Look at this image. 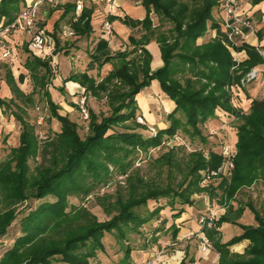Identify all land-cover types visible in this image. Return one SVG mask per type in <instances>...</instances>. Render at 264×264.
Masks as SVG:
<instances>
[{"label": "trees", "instance_id": "1", "mask_svg": "<svg viewBox=\"0 0 264 264\" xmlns=\"http://www.w3.org/2000/svg\"><path fill=\"white\" fill-rule=\"evenodd\" d=\"M139 1L146 9L144 19L111 15L106 19L120 21L132 31L142 29L139 37L134 34L128 37L129 47L125 51H114L110 48V39L103 35L92 39L93 6H84L79 17L76 16V2L60 4L49 12L51 15L64 9L55 28L47 30L55 39L58 54L65 51L69 55L72 48L78 49V43L87 40L88 45H95L90 54L91 61L99 70L106 65L110 67L99 82L87 72H71L64 80V83H78L86 90V104L88 96L97 100L105 98L111 109L109 116H100L88 104L89 133L85 139L78 132V123L69 115L59 113L61 105L53 100L50 91L56 79L53 55L45 59L36 57L28 51L26 44L28 56L18 79L5 62L8 67L4 80L12 98H0V108L4 112L11 110L21 131L19 146L13 148L8 159L0 165V237L8 234L21 204L49 197L55 201L29 209L20 221V236L0 258V264H93L98 252L105 251L103 239L106 233H115L121 241H126L130 233L139 234L142 227L157 221L160 225L154 232L156 236L169 222L164 210L176 211L175 220L184 213L185 207L196 202L192 198L194 194L210 192L214 198L216 188H212V184L205 186L203 180L205 173L221 166L223 158L219 153L211 152L206 158L202 151H196L181 159L173 147L154 160L157 174L152 179L143 176L134 166L140 154L162 147L180 131L208 143L202 126L216 118L217 111L228 112L237 122L233 136L237 155L233 176L229 180H220L219 185L227 212L214 222L213 228L204 227L203 232L210 239L214 252L220 255L219 264H264V206L257 209L251 199L244 206L239 202L237 209L228 205L244 189L264 185V98H254L250 112L245 113L233 106L228 89L239 84L252 68H263L264 59L253 46H246L248 58L237 65L224 43L228 32L222 25V9L217 0ZM263 1L254 0V5ZM25 6L24 0H1L0 23H12ZM153 15L158 19L157 25ZM217 16L220 18L216 19ZM65 21L75 33V37L70 38L71 43L61 36ZM211 29L217 31L219 38L199 43ZM224 35L226 38L220 40ZM258 37L264 39V29L258 32ZM153 41L159 45L163 60V66L155 70L149 50ZM28 76L33 84L30 94L20 87ZM155 83L160 93L175 106L168 116L170 125L146 135L140 130H148V127L137 121L138 97ZM58 90L66 96L64 87H58ZM37 93L46 101L51 117L61 124L60 133L49 136L43 144L36 122L31 121L28 112L30 107L36 106ZM72 105L80 109L78 104ZM179 113L185 115V122ZM37 158L43 161L33 168L31 161ZM113 172L127 176V192L118 190L115 195L104 194L96 198L108 215L115 213L112 219L100 222L83 206H72L69 210L70 197L87 199L95 190L108 185ZM165 173L166 183L163 182ZM162 199L167 203L149 211L147 216L136 211L152 201L160 203ZM245 206L253 212L256 226L238 223ZM225 223L238 225L242 234L224 243L219 228ZM168 231H172V239L176 241L179 233L176 224ZM246 240L250 244L245 254L230 250L233 245ZM125 247L127 262L123 264H130L133 249L129 244Z\"/></svg>", "mask_w": 264, "mask_h": 264}, {"label": "rangeland", "instance_id": "2", "mask_svg": "<svg viewBox=\"0 0 264 264\" xmlns=\"http://www.w3.org/2000/svg\"><path fill=\"white\" fill-rule=\"evenodd\" d=\"M24 0V4L27 3ZM218 1V0H217ZM250 3L254 5V0H248ZM220 2V1H219ZM264 2V1H263ZM31 2H28L26 5L30 4ZM263 3H260L258 5H262ZM243 7V3H242ZM262 13L264 14V5L261 6ZM61 17V12L56 10L53 13L52 18L48 20V31H52L55 28V24L58 22V20ZM154 18V24H158V19L153 15ZM220 17L217 16L216 19H219ZM257 21V20H255ZM253 26L257 30L256 23H254L252 18ZM104 23V22H103ZM103 23L101 25H103ZM41 24H47V21H40ZM117 37L122 40L129 35L128 29L125 27H120L116 30ZM132 33L135 34V36L139 37L142 35V29L138 28L132 31ZM217 31L216 30H210L209 33L202 39L199 40V43H205L209 42V40L219 38L216 37ZM16 36H21L20 38H16ZM23 36V37H22ZM25 36V37H24ZM9 40L13 43V49L14 52L18 53V61L15 65V68L13 70L14 75L18 79L19 75L23 71V65L24 62L28 56L26 53V44L29 43V37L27 35H20L18 33H12L9 35ZM223 38V39H222ZM220 38V40H224L226 36ZM112 47L114 48V51L123 50L125 51L129 45L128 41L127 43L119 42L117 38L114 39V36L111 38ZM227 41V42H226ZM224 41L227 48L229 49L231 55L234 57V60L236 61L237 65L240 63H243L247 60V49L246 46L251 47L249 43L245 41H238L239 43L234 45L231 42H228V38ZM73 42V40L68 41V43ZM84 51H87V40H84ZM79 44V43H78ZM93 46V47H92ZM95 45H92L91 43L88 45V52L83 54H75L76 50L74 48L71 49L69 55L64 52H60V54L56 55V57H53L52 64L54 66V74L56 75V79L53 81V85L50 86V91L53 96V100L58 104L59 106V99H58V79L57 77L63 78L62 80H65L64 78H68L71 75V72L73 73H85L91 77H93L97 82L101 80L102 77H105L106 73L109 71V66H104L101 70L98 69V66L95 65L90 58V54L93 51ZM80 47V46H77ZM92 48V49H91ZM237 54V58L235 56ZM56 58V60H55ZM161 58V55H160ZM8 65L0 61V98L10 100L12 98V93L8 87V85L5 82V75L7 71ZM262 70H264V67L262 68L259 66ZM30 77L28 76L27 79L23 84H20L21 89L26 93L30 94V92L33 91V84ZM262 77L258 78L256 81H254L251 85L248 87L241 86V82L239 84H235L232 87L228 88L230 91V96L232 98V104L237 109H242L243 112L249 113V109L251 106V102L254 98H264L263 92L264 89L262 81H260ZM57 80V81H56ZM60 80V79H59ZM158 84H154L150 89H146L139 97V111L138 116H142L140 114H143V110L145 109L147 102H149V106L147 107V110L150 111L151 116H154L157 119V122L155 123H149L144 116V119L146 121V126L148 127V130H140L143 134H150L152 130H150V127L155 129L156 131L158 128H165L170 125L168 116L171 113L173 101L168 100L164 94L160 93V88L157 86ZM57 92V93H56ZM160 93V94H158ZM150 95V96H148ZM255 96V97H254ZM35 100H36V106L30 107L28 109L29 117L32 122H36V128L37 133L40 136L41 144L45 143L46 139L49 136H54L55 133H60L61 131V124L56 119L51 117V111L46 104V101L44 100L43 96L40 94H35ZM79 103V102H78ZM87 103L96 111L97 114L101 116V114H104L105 116H109L111 114V109L109 107V104L107 103V100L100 99L97 100L91 96H88ZM87 104V106H88ZM171 105V107H170ZM1 109V108H0ZM14 109V108H13ZM2 110V115H0V131L2 132L3 139L0 141V165L5 162L8 159L9 154L11 153V150L13 148H17L19 146V135L21 131V126L14 119V117L11 115V110L7 109L6 112ZM81 110L75 108L72 115L70 116V119L76 121L78 123L79 129L78 132L80 133L81 137L85 139L88 136V126H89V120H85L82 118ZM59 113L62 115H65V112L63 110H59ZM217 117L213 120H210L205 125L202 126L203 130V136L207 138L208 143H205L201 140V138H191L189 135L184 133L183 131L178 132L175 136H173L170 140L163 144L162 147H158V149L150 150L148 153H142L139 156V159L136 161L134 168H138L139 171L143 176H146L148 179H152L156 176L157 170L154 168V160H157L159 156L163 155L164 153L168 152L169 149H172L175 147L177 150V156H179L181 159L186 158V156L192 152H200L202 151L203 154L206 156V158L210 157L211 152H220V146L225 141H228L230 138L234 140V134L237 130V122H235L234 118L229 115L228 112L224 113L222 111H217ZM44 117V121L42 124L38 122L40 117ZM184 122L186 120V117L184 114L179 113L178 115ZM222 122V123H221ZM228 126L227 128H224L222 125ZM142 125V124H140ZM145 125V124H143ZM226 129V130H225ZM215 130L218 132V135L211 136L210 131ZM42 158H37L36 160H32L31 164L33 168L40 164L42 162ZM114 173V172H113ZM166 173L163 175V182L166 183ZM126 179L127 176H121L120 174H113V178L108 183V185L104 187H100L93 194H91L87 199H81L79 197H70L69 203H71L70 209L72 206H83L86 207L90 212H92L95 216L98 217L100 222H105L115 215L113 213L112 215H108L103 207L99 204L97 201V196H104V194H112L115 195L118 190H122V192H127V186H126ZM220 180L211 181L206 185H211L212 188H216L214 192V198L211 197L210 192H202V194H194L192 196L193 200L196 202L201 203H211V204H222L221 199H224L222 196L223 192L219 188ZM237 198H240L244 204L246 205L247 198L251 197V201H253L255 207L258 209L260 207L264 206V185L258 184L257 186H253L250 189H244L243 192L239 193L237 195ZM237 198H234L230 200L228 205H233L234 202H237ZM226 199V198H225ZM53 202L55 199L52 197L46 198L42 201L37 200H31L29 202H26L24 204H21L18 208V217L16 221L13 223L11 228L8 231V234L0 237V258L4 255L5 252H7L9 249L12 248L15 240L20 236L21 228H20V221L21 219L27 214L30 208L35 209L38 207L41 203L44 202ZM167 203V200L162 199L160 203H156L154 201L150 202L147 207H142L136 209V211L139 214H142L143 216H147L149 211L154 210L158 206H161L162 204ZM224 205V204H222ZM234 206V205H233ZM238 205L234 207V209ZM238 208V207H237ZM236 208V209H237ZM245 206V211L249 208ZM169 210V209H167ZM251 210V209H250ZM164 213V212H163ZM168 213V212H167ZM245 213V212H244ZM169 214V213H168ZM164 214V215H168ZM244 215V214H243ZM253 215V214H252ZM170 216V215H168ZM242 218V217H241ZM248 216L245 217V221H248ZM160 224L157 221H153L151 223H148L144 227H142L140 233H130L128 235V239L125 241H121L118 236H116L115 233H106V236L103 239V243L105 244V251L104 252H98L97 259L93 260V264H123L126 263V247L128 244L133 249L131 253V261L142 263L146 261L151 253L152 248H156V250H160L159 254L153 255L150 258H155L158 255L163 256L164 254L171 257H176V260L181 258H185V254H183V251L185 249L186 245L180 244L177 240L174 241L171 239V236L167 235L165 232H162L160 237H156L154 232L157 228H159ZM167 228V227H166ZM156 240V241H155ZM161 244H158L160 243ZM240 244V243H239ZM125 245V246H124ZM198 245H200V241L198 242ZM156 246V247H155ZM164 246V248H163ZM198 248V247H197ZM163 251V252H162ZM213 253L214 250L212 249ZM180 253V254H179ZM149 258V260H150ZM165 259V258H163ZM148 260V261H149ZM166 260H163L161 264H163ZM184 264H190V259L185 258ZM177 262V261H176ZM159 263V258L157 260V264ZM53 264H64V263H57L54 262ZM66 264V263H65ZM177 264V263H175Z\"/></svg>", "mask_w": 264, "mask_h": 264}, {"label": "crops", "instance_id": "3", "mask_svg": "<svg viewBox=\"0 0 264 264\" xmlns=\"http://www.w3.org/2000/svg\"><path fill=\"white\" fill-rule=\"evenodd\" d=\"M1 1V0H0ZM33 0H28L26 1L28 2H32ZM76 2V0H66L65 2H63L61 5L64 6L65 4L68 3H74ZM25 3V5L27 4ZM116 5L119 6V8L117 9H113L111 4L109 5L105 0H83V6L85 7H94L95 8V13H94V22H93V28H94V35H93V40L94 38L97 37H101L102 34V23L104 21H106V19L111 15V16H115L117 18H124V16H129L132 19L135 20H139V19H144L145 15H146V9L144 8V6L141 4V2L138 0H115ZM243 10L245 12V14H247L251 19L253 18L254 23H256V27H257V35L258 32L260 30L264 29V14L261 12L262 8L261 6L264 5V2L262 5H257V6H253L252 3H250V1L248 0H243ZM40 15H41V19L42 21H47L46 26L44 27L45 29H48V20L50 18H52L53 13L51 15H49V12L53 11V8L49 5H45L42 8H40ZM61 12V14L64 12V9L62 10H58ZM257 20V21H255ZM69 23L67 21L62 23V28L64 26H67ZM113 24V33L114 35H112L111 37H109V39L111 40V38L114 36V39L117 38L119 40V42L122 43H127L128 41V37L132 33V29L127 27L126 25H123L120 21H114L112 22ZM43 24H41L42 26ZM120 27L123 28H127L128 29V33L129 35L124 39L120 40L116 35V30ZM46 29V30H47ZM134 31V30H133ZM135 35V34H134ZM21 37V36H20ZM19 36H16V38H20ZM23 37V36H22ZM25 37V36H24ZM252 40H254V38H251ZM259 39V37H258ZM9 43L13 46V43L11 40H9ZM262 42V44L264 45V39L263 40H259ZM84 41H81L78 46H80L78 49H75L76 52L75 54H83L84 52L87 53L88 52V43H87V51H84ZM97 42V41H96ZM112 41H110V48L114 49L111 45ZM92 49V48H91ZM149 50L152 53L153 56V63H152V69H158L160 67L163 66V60L160 58L161 52H160V47L159 45L153 41L150 45H149ZM54 57V56H53ZM56 60V58H55ZM69 78V77H68ZM58 79V87H64L66 93V96L62 95L60 92L57 93L58 94V99H59V105H61V110H63L65 112V115H69V117L72 115L73 111L75 110V107L72 104H78V101L83 98V94H82V87L78 84L75 83L73 81L69 82V83H64V80H62L63 78L61 77H57ZM60 79V80H59ZM67 79V78H64ZM57 81V80H56ZM262 81L261 83H263L262 86H264V77H262V79L260 80ZM264 91V89L262 90ZM144 92V91H143ZM142 92V93H143ZM150 96V95H148ZM263 96H264V92H263ZM255 97V96H254ZM149 106V102H147V105L145 107V109L143 110V114H140L142 116H145L147 121L149 123H155L157 122V119L154 116H151L152 114H150V111L147 110V107ZM175 106V104L173 103L171 109H173ZM60 110V111H61ZM0 115H2V110L0 109ZM222 123V122H221ZM235 140V138H234ZM236 142V140H235ZM251 199V197L247 198L246 203ZM240 205L244 206V202L238 198V202H234L233 205L234 207L236 206V204L239 206ZM237 206V207H238ZM236 207V208H237ZM235 208V209H236ZM247 209V208H246ZM213 211L217 214V219H219L222 215H224L227 210L226 207L222 204H211V203H199V202H195L192 206L189 207H185L184 209V213L178 217V218H173V216L176 214L175 212H171L170 210H164L163 212L170 215H165L166 219H169L168 224L166 225V229L163 230L162 232H165L167 235L171 236L172 239V231H168V229L171 227L172 224H176V226L179 228V233L178 236L176 238V240L178 242H180V244H182L183 246H185V249L183 251V254H185V258L190 259V264L193 263H197V264H213L214 262H219V257L220 255L218 253H213V251L211 252V255L208 259H202L201 260V253H199V245L198 242L200 241L198 239V234L201 231V225H199V220L201 217H203L204 214H209V211ZM168 212V213H167ZM253 212L250 209H247L244 213V215L242 216V218L238 221V223L242 224V225H253L256 226L257 223L255 221V216ZM248 216V221H245V217ZM219 231L221 232V236L223 238V242L227 243L229 241L232 240L233 237L235 236H239L242 234V229L235 224H223L220 228ZM162 234V233H161ZM161 234H157L156 237H160ZM175 241V240H174ZM161 244V241L160 243ZM250 241L246 240L240 244H236L233 245L230 250L239 254H245V250L246 248L249 246ZM156 247V246H155ZM198 247V248H197ZM164 248V246H163ZM160 250H156V248H152L151 253H150V257H152L153 255H157V253L159 254ZM163 252V251H162ZM180 254V253H179ZM176 257H171L170 256H166L165 254L161 257H159V263L161 264L163 260H166L163 264H181L183 262V260L185 258H181L179 257V259L176 260ZM149 258L142 262V263H138V262H134L131 261L130 264H146L149 260ZM165 258V259H163ZM151 259V258H150ZM177 261V262H176Z\"/></svg>", "mask_w": 264, "mask_h": 264}, {"label": "built area", "instance_id": "4", "mask_svg": "<svg viewBox=\"0 0 264 264\" xmlns=\"http://www.w3.org/2000/svg\"><path fill=\"white\" fill-rule=\"evenodd\" d=\"M66 0H33L30 4L26 5L17 16V18L10 24L5 25L0 23V61L6 62L14 70L15 65L18 61V53L14 52L13 46L9 43L8 37L10 34L18 33L20 35H27L29 37L28 48L34 56L45 59L53 55L55 51V39L47 32L45 28L40 26L41 15L40 8L45 5L52 6V8L62 4ZM109 5L111 4L113 9L119 8L116 5L115 0H105ZM221 4L222 18L221 22L224 29L228 32V42L233 43L237 46L238 41H245L252 45L257 53L261 55L264 59V45L258 39V35L255 27L253 26L252 19L245 14L242 1L243 0H218ZM76 16L79 17L84 9L83 0H76ZM113 30V24L109 20L104 21L102 25V34L105 38L111 37ZM61 36L64 39L70 40V38L75 37V33L72 27L64 26L62 28ZM251 38H254L252 40ZM236 58L238 57L235 54ZM263 71L257 67L252 68V70L241 80V86L248 87L258 78L262 77ZM83 98L78 102L80 106V112L82 118L89 120V109L86 104L85 93L86 90L82 88ZM44 117H40L38 122L42 124ZM139 124H147L144 116H139L137 118ZM227 128L225 124L222 125ZM150 130L155 134L156 130L150 127ZM226 130V129H225ZM211 136L218 135L215 130L210 131ZM3 139L2 132L0 131V141ZM223 162L220 167L215 169V171H210L205 173L203 183L207 184L211 181L230 179L234 172V160L236 157V143L235 140L230 138L225 141L220 146V152ZM209 211V214L203 215L199 220V225H201V231L198 234V239L200 240L199 253H201V260L208 259L212 252V244L210 239H208L203 228H213L214 222L217 221V214L213 211ZM160 256L151 258L146 264H157V260ZM197 264V263H193ZM213 264H219V262H214Z\"/></svg>", "mask_w": 264, "mask_h": 264}, {"label": "water", "instance_id": "5", "mask_svg": "<svg viewBox=\"0 0 264 264\" xmlns=\"http://www.w3.org/2000/svg\"><path fill=\"white\" fill-rule=\"evenodd\" d=\"M58 53H59V50L56 49V50L53 52V56L56 57V55H58Z\"/></svg>", "mask_w": 264, "mask_h": 264}]
</instances>
